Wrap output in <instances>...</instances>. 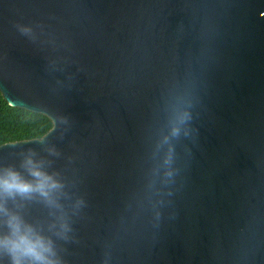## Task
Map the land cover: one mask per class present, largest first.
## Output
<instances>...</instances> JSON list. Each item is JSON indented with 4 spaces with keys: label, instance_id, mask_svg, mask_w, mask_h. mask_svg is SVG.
Listing matches in <instances>:
<instances>
[{
    "label": "water",
    "instance_id": "1",
    "mask_svg": "<svg viewBox=\"0 0 264 264\" xmlns=\"http://www.w3.org/2000/svg\"><path fill=\"white\" fill-rule=\"evenodd\" d=\"M0 264H264V0H0Z\"/></svg>",
    "mask_w": 264,
    "mask_h": 264
},
{
    "label": "trees",
    "instance_id": "2",
    "mask_svg": "<svg viewBox=\"0 0 264 264\" xmlns=\"http://www.w3.org/2000/svg\"><path fill=\"white\" fill-rule=\"evenodd\" d=\"M53 126L47 116L11 107L0 92V146L41 139Z\"/></svg>",
    "mask_w": 264,
    "mask_h": 264
}]
</instances>
